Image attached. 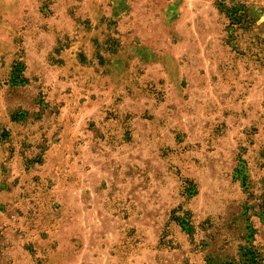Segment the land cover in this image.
Here are the masks:
<instances>
[{
  "label": "rangeland",
  "instance_id": "rangeland-1",
  "mask_svg": "<svg viewBox=\"0 0 264 264\" xmlns=\"http://www.w3.org/2000/svg\"><path fill=\"white\" fill-rule=\"evenodd\" d=\"M0 264H264V0H0Z\"/></svg>",
  "mask_w": 264,
  "mask_h": 264
},
{
  "label": "trees",
  "instance_id": "trees-1",
  "mask_svg": "<svg viewBox=\"0 0 264 264\" xmlns=\"http://www.w3.org/2000/svg\"><path fill=\"white\" fill-rule=\"evenodd\" d=\"M233 23V22H232Z\"/></svg>",
  "mask_w": 264,
  "mask_h": 264
}]
</instances>
